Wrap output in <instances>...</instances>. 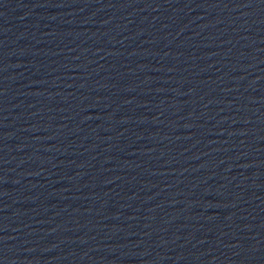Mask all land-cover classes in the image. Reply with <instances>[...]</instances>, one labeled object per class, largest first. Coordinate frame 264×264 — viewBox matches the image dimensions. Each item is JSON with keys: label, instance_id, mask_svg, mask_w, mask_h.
<instances>
[{"label": "water", "instance_id": "1", "mask_svg": "<svg viewBox=\"0 0 264 264\" xmlns=\"http://www.w3.org/2000/svg\"><path fill=\"white\" fill-rule=\"evenodd\" d=\"M0 264H264V0H0Z\"/></svg>", "mask_w": 264, "mask_h": 264}]
</instances>
